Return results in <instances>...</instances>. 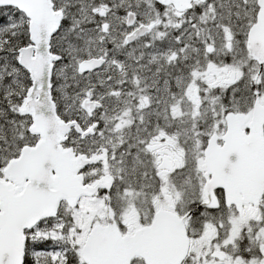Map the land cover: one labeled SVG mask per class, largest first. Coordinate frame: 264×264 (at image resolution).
Segmentation results:
<instances>
[{"label":"snow or ice","instance_id":"snow-or-ice-1","mask_svg":"<svg viewBox=\"0 0 264 264\" xmlns=\"http://www.w3.org/2000/svg\"><path fill=\"white\" fill-rule=\"evenodd\" d=\"M0 264H264V0H0Z\"/></svg>","mask_w":264,"mask_h":264}]
</instances>
